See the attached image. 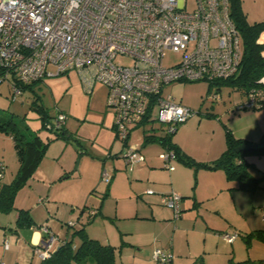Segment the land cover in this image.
<instances>
[{
    "label": "built area",
    "instance_id": "obj_1",
    "mask_svg": "<svg viewBox=\"0 0 264 264\" xmlns=\"http://www.w3.org/2000/svg\"><path fill=\"white\" fill-rule=\"evenodd\" d=\"M228 7V0H0V81L9 80L15 99L21 84L75 70L87 89L96 82L105 85L120 140L144 119L146 123L156 119L170 135L195 111L165 94V85L211 83L237 72L241 38ZM167 51L180 54V59L166 65ZM49 65L55 70H48ZM257 83L260 86L250 89L237 109L264 107V76ZM65 119L60 112L46 128L59 129ZM123 150L129 166L144 159L135 144L128 142ZM159 157L165 168L173 169L177 157L173 149H165ZM3 170L0 161V179ZM102 178L109 180L106 170ZM181 198L175 191L161 194V202L175 219ZM95 213L89 210L90 215ZM40 231L32 252L42 260L57 235L47 225ZM237 236L236 232L222 234L228 242ZM3 244L9 246L7 236ZM153 257L165 264L172 254L156 248Z\"/></svg>",
    "mask_w": 264,
    "mask_h": 264
},
{
    "label": "rangeland",
    "instance_id": "obj_2",
    "mask_svg": "<svg viewBox=\"0 0 264 264\" xmlns=\"http://www.w3.org/2000/svg\"><path fill=\"white\" fill-rule=\"evenodd\" d=\"M242 7L247 18L251 20V12L264 7V0H242ZM179 59L180 54L167 51L164 63L171 65ZM48 70L55 69L49 65ZM163 92L170 94L191 110L197 111L170 134V139L183 153L199 163H205V160L216 153L222 143L223 134L225 136V126L230 130L233 128L234 131H240L246 127L264 124V107L236 109V104L245 100L246 95L228 85L203 80L178 81L165 85ZM214 94H217V99L213 98ZM60 112L66 116L63 126L65 135L54 137L55 132L61 130L47 129L43 125L42 117L46 116L47 121H52ZM113 113L114 110L106 102L105 85L96 82L91 89H87L75 70L46 74L26 87L15 99L12 98L9 80L0 81V117L2 119L12 117L28 140L35 135H39L43 142L53 138L48 141L43 157L32 176L17 191L14 208L8 212H0V262L28 264L39 260L33 255L27 236L23 235L28 228L16 226L20 209L27 210L32 221L31 228L40 230V226L47 225L52 233L57 235L52 250L65 241H70L73 247H77L80 237L76 230L80 228L84 229L88 237L101 243L107 242L105 239H110L109 243L115 250L116 264L141 263L142 260L138 259L140 257L146 259L150 251L157 247V244L153 243L157 237L152 232L155 226L157 233L161 232L160 221L154 223L135 219L139 224L141 239L145 240V243H153L139 247L127 244L128 240L125 239L128 238L121 233L122 225L127 226L128 223L135 221L130 218H115L118 197L121 215L131 211L135 213V209H138L139 215H148L150 210H147L146 206L150 195H147V190L151 189L152 195L160 194L162 191L155 188L137 191L129 185L131 180L129 172L132 168L125 165L122 142L117 139L111 127ZM149 135L164 137L168 134L165 127L155 119L145 125L134 127L128 142L141 149L152 145L155 157L162 162L159 154L165 148L155 140L145 142V137ZM0 161L4 165L1 183H9L18 170V157L11 136L2 131ZM115 162L119 163V167L114 164ZM176 162L173 161L172 165L175 166ZM113 165L117 167L119 175L112 191L106 194L108 183L102 178L101 172L105 169L113 174L111 171ZM190 172L192 174L190 183L194 186L196 182L194 169L191 168ZM166 182L169 188L164 192L175 191L170 176H167ZM96 208L102 209L101 214L90 216L89 210ZM255 208L259 210L258 207ZM3 231L9 236L8 247L1 242ZM171 233L170 228L165 229L160 239L171 242ZM238 239L244 247L242 239L240 237ZM176 242L183 244L185 236L179 234ZM254 242L256 244L257 241ZM258 244L264 246L260 241ZM84 264L94 263L87 261Z\"/></svg>",
    "mask_w": 264,
    "mask_h": 264
},
{
    "label": "crops",
    "instance_id": "obj_3",
    "mask_svg": "<svg viewBox=\"0 0 264 264\" xmlns=\"http://www.w3.org/2000/svg\"><path fill=\"white\" fill-rule=\"evenodd\" d=\"M254 10L251 12V20L247 18L248 21L264 20V7ZM257 41L264 46V31L259 34ZM261 54L264 55V48H262ZM231 131L236 137L244 138L250 142H259L262 136H264V124H258L256 127H246L240 129V131H234L232 128ZM158 143L162 146L160 142ZM175 146L180 151V154H183L180 148L177 145ZM225 146V136L223 134L220 147H218L213 157L205 160V163L216 159L224 151ZM138 149L143 154L144 159L133 166L125 163V165L132 168L129 172L131 176L129 185L137 191L155 188V190L162 192L155 195L147 194L150 195L149 203L146 206L147 210H150L148 215H139L138 209H135V213L131 211V213L121 215L119 213L120 197H118L119 199L116 200L115 218H130L135 221V223H128L127 226H121V233H124L128 238L125 239L128 240L127 244L131 246L138 245L139 247L153 243L157 244L156 248L160 247L172 254L171 260L165 264H198L197 260L200 258L202 264H228L229 260L235 264H256L257 259L264 258V246L258 244V241L261 243H264V241L252 238L249 245H247L243 238L249 232L264 230V154L258 155L252 153L244 157L250 164L252 174L255 177L261 176L259 186L254 191H246L239 189L236 182L228 180L224 171L220 168H206L201 165L189 166L180 160L179 157H176L174 160L177 161L175 166H173V169L168 170L162 164L163 161L161 162L158 157H155L152 145H148L143 149L138 147ZM114 164H117L119 167L118 162ZM115 165L111 169L113 174L108 172L110 178L106 181L108 183L106 194L110 193L113 186L117 183L119 172ZM191 168L194 169L196 178L194 186L190 183ZM167 176H170L173 182V189L182 196L180 214L176 219L173 216V211L161 202V194L165 193L164 191L169 188L166 182ZM161 204L164 206H161ZM101 208H96L94 215L101 214ZM94 215L90 216L93 217ZM135 219L148 222L154 221V223L157 220L160 221L159 225L162 226L161 232L157 233V226H155L152 232L157 237V240L154 239L153 243H145V240H142L139 236V224ZM167 228H170L172 232L171 242L160 239V235L163 236ZM179 232L185 236L183 244L176 242L177 236L181 234ZM224 232H236L238 236L233 242H228L222 237ZM7 234L6 231L2 232L1 242H3L5 236L9 238ZM23 235L27 236L32 251V245L42 236V232L39 229L29 227ZM239 237L242 239L244 247L241 245ZM105 241L107 242L104 244H111L109 243L111 242L110 239H105ZM254 241H257L256 244H254ZM139 247L138 250H140ZM156 248L150 251L146 259L140 257L138 260H142L146 264H153L154 262L162 264L153 257V252ZM142 261L137 264H143ZM30 263L33 262H29L28 264Z\"/></svg>",
    "mask_w": 264,
    "mask_h": 264
},
{
    "label": "trees",
    "instance_id": "obj_4",
    "mask_svg": "<svg viewBox=\"0 0 264 264\" xmlns=\"http://www.w3.org/2000/svg\"><path fill=\"white\" fill-rule=\"evenodd\" d=\"M228 6L229 17L233 21L241 38V60L237 72L233 76L211 83L228 85L241 90L247 95L250 89L260 86V84L257 83L258 79L261 76H264V55L261 54L264 46L257 41L259 34L264 31V20L249 22L242 7V0H228ZM34 82L35 81L28 84H21V93L26 87H29ZM217 89L219 91L220 87ZM42 120L45 127L47 123L51 122L47 121L48 119H46V116H43ZM145 124L146 119L141 121V125ZM63 126L59 129H51V131L61 130V132H55L54 137L65 135ZM0 131L11 136L18 157V170L15 177L9 183H1L4 176L3 170V176L0 179V212H8L14 208V198L17 191L22 188L32 176L43 157L48 141L53 138L46 142H43L39 135H35L31 140L26 139L12 117L7 119H2L0 117ZM129 135L125 140H120L117 135L116 137L122 142V145L125 146L128 143ZM262 138H264V136H262ZM153 140L160 142L165 149H173L176 152L177 158L179 157L180 160L189 166L201 165L206 168L222 169L226 178L230 181L236 182L239 189L254 191L259 186L261 176L255 177L252 174L250 164L244 159V157L247 154L252 153L258 155L264 154V146L255 150L236 151L235 148L238 145L250 143V141L236 137L226 126V146L224 151L216 159L206 163L196 162L184 153L180 154L178 148L171 142L170 135L164 137L149 135L145 137V141ZM16 226L26 228L32 226V221L27 210L20 209L18 211ZM76 233L80 237V243L77 247H73L70 241H65L60 243L57 249L51 250L45 259L30 264H84L87 261L94 264H116L114 246L101 243L97 239L88 237L83 228L77 229ZM243 238L247 245H249L252 238L264 241V230L249 232L244 235ZM197 261L198 264H202L201 258ZM255 263L264 264V258L257 259ZM228 264L235 263L229 260Z\"/></svg>",
    "mask_w": 264,
    "mask_h": 264
},
{
    "label": "water",
    "instance_id": "obj_5",
    "mask_svg": "<svg viewBox=\"0 0 264 264\" xmlns=\"http://www.w3.org/2000/svg\"><path fill=\"white\" fill-rule=\"evenodd\" d=\"M264 146V138H262L259 142H250L238 145L235 150L236 151H247V150H255ZM59 246H57L58 248ZM56 248V249H57Z\"/></svg>",
    "mask_w": 264,
    "mask_h": 264
}]
</instances>
